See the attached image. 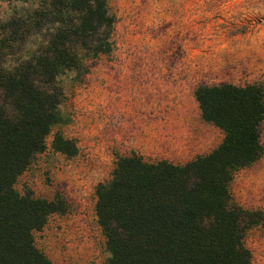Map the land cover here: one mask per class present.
I'll use <instances>...</instances> for the list:
<instances>
[{
	"label": "trees",
	"instance_id": "1",
	"mask_svg": "<svg viewBox=\"0 0 264 264\" xmlns=\"http://www.w3.org/2000/svg\"><path fill=\"white\" fill-rule=\"evenodd\" d=\"M107 2L38 0L0 22V264H52L32 233L65 203L19 194L13 185L51 128L64 122L59 76L81 74L86 58L111 52ZM193 98L200 118L222 132L220 142L182 164L118 156L110 179L95 188L103 264H251L243 237L264 215L235 204L228 185L262 154L264 86L199 83ZM50 146L65 156L76 152L58 132Z\"/></svg>",
	"mask_w": 264,
	"mask_h": 264
},
{
	"label": "rangeland",
	"instance_id": "2",
	"mask_svg": "<svg viewBox=\"0 0 264 264\" xmlns=\"http://www.w3.org/2000/svg\"><path fill=\"white\" fill-rule=\"evenodd\" d=\"M38 0H0V22L35 9ZM112 50L85 59L81 74L65 72L64 122L16 177L14 189L46 200L59 196L34 231L35 247L52 264H103L108 256L94 212L95 188L111 177L118 156L182 164L209 152L222 132L199 116L195 85L264 86V0H108ZM58 132L76 147L65 156L50 146ZM261 156L236 170L230 198L264 215V119ZM251 264H264V223L243 237Z\"/></svg>",
	"mask_w": 264,
	"mask_h": 264
}]
</instances>
